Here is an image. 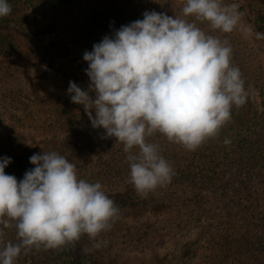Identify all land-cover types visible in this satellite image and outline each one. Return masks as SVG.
<instances>
[{
    "label": "rangeland",
    "instance_id": "rangeland-1",
    "mask_svg": "<svg viewBox=\"0 0 264 264\" xmlns=\"http://www.w3.org/2000/svg\"><path fill=\"white\" fill-rule=\"evenodd\" d=\"M233 2L240 5L243 22L264 33L250 23L264 13V0H225ZM8 3L11 13L0 18V158H11L5 173L22 180L34 167L33 154L55 151L76 165L80 178L99 182L120 210V218L99 238L106 245L95 248L84 236L72 251L68 246L33 250L22 253L17 264H252L254 256L262 259L264 39H245L238 31L226 37L211 33L234 42L232 64L249 94L241 107L247 116H233V110L231 122L211 139V151H227L216 161L209 160L206 145L190 152L154 136L175 175L166 188L141 198L130 183L123 145L102 138L105 131L92 127L83 107L71 102L68 88L74 82L87 90L83 55L94 44L143 19L146 11L182 17L183 0ZM202 153H207L203 161ZM194 174L213 179L202 182L191 178ZM5 232L17 242L14 228Z\"/></svg>",
    "mask_w": 264,
    "mask_h": 264
},
{
    "label": "clouds",
    "instance_id": "clouds-1",
    "mask_svg": "<svg viewBox=\"0 0 264 264\" xmlns=\"http://www.w3.org/2000/svg\"><path fill=\"white\" fill-rule=\"evenodd\" d=\"M239 9L225 0H183L182 17L146 11L84 53L90 82L87 90L70 82L71 102L83 107L94 129L105 131L102 138L123 145L130 183L141 198L166 188L175 175L154 136L194 152L220 135L233 108L246 104L232 46L211 34L264 39ZM11 11L8 0H0V18ZM10 163L0 158V264H17L33 250L74 246L84 236L95 248L107 244L99 238L120 210L99 182L80 178L76 165L55 151L33 154L34 167L19 181L5 173ZM11 228L15 243L6 239Z\"/></svg>",
    "mask_w": 264,
    "mask_h": 264
},
{
    "label": "trees",
    "instance_id": "trees-1",
    "mask_svg": "<svg viewBox=\"0 0 264 264\" xmlns=\"http://www.w3.org/2000/svg\"><path fill=\"white\" fill-rule=\"evenodd\" d=\"M246 5L245 4H243L242 5V7L241 8H244ZM251 5H247V7H250ZM250 17V16H249ZM250 23L253 25V26H255V27H258L260 30H264V13H261V14H258L257 16H255V20L252 22V21H250ZM93 31H95V30H93ZM93 34H95L96 33V31L95 32H92ZM216 34V33H215ZM214 34V35H215ZM229 42H231V45H233V43L234 42H232L231 41V39H229ZM233 116H237V117H239V115H240V117H242V118H244L245 116H247V113H245V110L244 109H242L241 107L239 108V109H236V108H233ZM213 140H211V139H209L208 141H206L203 145L205 146H207L206 148H208V153H209V155H210V159L209 160H211V161H216L218 158H219V155H223V157L224 158H226L227 156V151H223V150H221V149H218V148H214V149H212V151H211V148H210V145L214 142H212ZM215 143V142H214ZM222 152V153H221ZM205 155V156H204ZM207 156V153H202V156H200V159L203 161V160H205V158H207L206 157ZM223 158V159H224ZM212 163V162H211ZM198 177V180H201L202 182H204L205 180H208V179H213L212 177H210V176H207L206 177V179H205V177L203 176V175H198V174H194L191 178H197ZM226 186V184H222L221 185V187H225ZM263 225H264V222H263ZM262 225V226H263ZM259 247H261V248H263L264 249V244H260L259 245ZM68 248H70L69 250L70 251H72V248H71V246H68ZM253 259V263L252 264H264V256H263V258L262 259H260V260H258L255 256L252 258Z\"/></svg>",
    "mask_w": 264,
    "mask_h": 264
}]
</instances>
